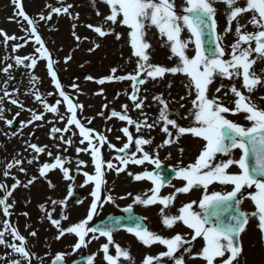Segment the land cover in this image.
I'll use <instances>...</instances> for the list:
<instances>
[{
	"label": "rangeland",
	"instance_id": "rangeland-1",
	"mask_svg": "<svg viewBox=\"0 0 264 264\" xmlns=\"http://www.w3.org/2000/svg\"><path fill=\"white\" fill-rule=\"evenodd\" d=\"M46 1V0H45ZM64 3H58L59 7L71 5L68 13L55 14L52 13V8L57 6L45 5L44 0H22L24 12L36 21L37 31L44 40V46L51 53L54 61V70L57 72V78L64 91L72 98L73 102H78L83 105V110H78V118L88 127L93 128L97 132L104 134L108 138V143L102 149V156L105 161L111 160L114 164H118L115 159L122 153H117L116 148L123 147L127 143V137L122 129L128 127L127 121H121L118 117H112V111L123 112V106L127 105V115L136 122H144L154 124L160 123V126L154 129L155 142L151 144V150L154 157L158 156L162 165L171 168L174 172L180 167L194 163L203 150L205 141L202 138L194 137L192 134H184L178 142L165 144L168 139L166 133L163 132V122L159 120V112L163 105L155 99L161 96L168 103L170 118L176 119L182 127L195 126L193 116L190 113L193 110L192 101L195 99L196 93L191 85L190 79L184 74L168 73L164 78L152 80L146 79V83L138 85L139 95L141 98L146 97L142 109H137L130 99L133 91V82L129 80L106 82L101 85L98 80L111 75L113 68L117 69L116 75H127L134 73L137 68V58L133 55V49L130 44L129 32L130 29L119 23L112 24L106 21V17L110 15V6L104 0H63ZM178 13L183 12L186 7V0H175ZM217 9L216 24L217 34L221 37V44L225 50V59H230L232 51L231 46L238 40V35L235 31L237 23L243 26L242 33H253L258 31L253 24L249 23L252 19V13H243L237 20L232 21L231 31H227L228 25V8L220 0L214 5ZM239 6H245V0H240ZM17 6L13 4V0H0V30L7 33L9 36H16L17 40H9L5 42L3 35H0V97L3 101L0 102V107L4 109L3 115L7 120H13L17 123L16 127H12L5 123L4 119H0V162L6 161L3 165L4 172L12 177V180H5L6 190L12 191V196L8 199V203L13 205L9 209L11 215L6 216L3 212V206H0V225L5 222L15 224L20 228V234L25 237V243L29 252L32 254L31 264H47L49 262V252L46 251L47 235H53V240L59 234V230L48 219L47 214L51 213L52 218L60 219L62 215H67V220L61 221V226L67 228L81 221L83 213L86 214L87 202L90 200L91 192L94 190V185L85 183L86 177L83 173L86 171L89 174L94 172V164L90 153L77 152V148L86 147L87 144H81L79 129L71 126L69 132L56 133L53 138L51 129L53 127L65 128L66 121L69 117L67 105L63 103V97L59 95V89L56 88L50 71L47 68V60L42 58L41 54L36 51L40 47L35 42L34 35L30 34V26L22 18L16 16ZM99 12V15H97ZM51 13L50 20H40L41 14L48 16ZM88 25H93L89 28ZM102 26L104 30L110 32L104 37L99 36L94 31V27ZM117 34L120 38L117 39ZM23 37V39H19ZM76 37H79L77 40ZM182 37L185 40L191 39V33L185 29L182 32ZM146 40L151 44L150 62L153 64L172 67L178 62L176 57L169 59L171 50L166 37H162L155 26L151 24L146 28ZM22 45L21 47H14ZM99 45V47H96ZM255 47V43L252 44ZM248 47V45H242ZM90 49H93L90 51ZM187 54L195 55V45L189 43ZM35 57L37 64L34 68L28 67L31 63L30 59H24L22 64H17L16 58ZM71 56L70 60L66 58ZM256 59V54L251 57ZM11 65L8 72L3 69ZM253 71L257 75L264 78V59H257V63L253 66ZM91 76L93 79L89 80ZM35 78V79H34ZM78 85V88H73L72 85ZM223 85V87H221ZM235 85L237 89L242 91L246 96L251 97V101L259 108L264 109V86L257 88L249 93L243 87L242 77H234L233 79L217 77L213 83L209 85V98L216 97L226 107L234 108V101L237 99L231 92V87ZM220 88V92L216 89ZM7 91L10 96H5ZM41 95V100L35 98L36 93ZM183 98V99H182ZM16 99L19 103L12 104L11 100ZM57 101L60 104L57 105ZM45 103L59 108L58 113L48 112L45 108ZM20 105H23L21 107ZM183 105V107L181 106ZM19 113L17 116L16 114ZM43 114V120H33V114ZM227 118L243 125L244 127L251 126V122L247 121L245 113H237L235 115L228 113ZM64 119H60V117ZM91 120V124L87 121ZM32 121V123H27ZM26 124V126H25ZM75 128L78 132L75 131ZM147 130V129H145ZM169 130L173 132L175 137L176 130L169 126ZM73 133H76L73 135ZM141 137L148 139L149 132H144ZM64 136L65 140L72 139L73 143L68 145L60 139ZM119 137V139H117ZM31 143L38 146H47V151H51L49 156L45 153H34L29 147ZM115 145V148L111 147ZM133 148V146H130ZM180 149H183L181 152ZM192 157L189 158V156ZM240 150L234 149L231 153V158H239ZM56 156H61L69 163L66 167L70 169L72 180L64 178L63 172L60 169H55L47 173L45 176L40 175V168L44 163L54 162ZM229 157L221 154L217 155L214 163H220ZM16 160L23 163L8 168L9 164H14ZM32 163H28V161ZM84 161L80 165V171H77V162ZM23 168L24 171L20 169ZM230 172H238V168L233 166L229 169ZM114 170H106L104 196L111 195L113 200L103 203L102 208H105V213L117 212L121 206L128 205L126 198L127 188L124 184L114 187L111 185L112 178L115 176ZM125 173L121 174L124 175ZM8 177V175H5ZM126 174L124 175V177ZM35 177L33 183L28 181ZM20 181V186L12 190L11 186L17 181ZM23 180L26 181L23 184ZM171 183V182H170ZM168 183V186L171 185ZM25 185H27L25 187ZM176 188V187H175ZM214 184L209 185L207 192L211 194L214 189ZM81 190L85 195L79 199L69 200V194L73 190ZM229 189L232 186L229 185ZM228 189V190H229ZM5 190V194H6ZM169 187L166 188V192ZM255 189L243 190V202L245 210L248 213L255 209L254 202L250 199L249 193ZM214 192V191H213ZM193 194V201L202 199L205 190L202 187H195L190 191ZM4 194V195H5ZM179 194V193H178ZM184 194H179L174 202L181 206L184 202L182 197ZM1 196L0 198H3ZM21 197V198H20ZM20 198V199H19ZM192 200V199H191ZM52 201H64L65 204H52ZM43 206V207H41ZM247 206V208H246ZM197 210L198 205H194ZM85 209V211H84ZM157 211L156 208H149ZM27 215H24V214ZM154 212L150 216V231L157 232L162 228L161 212ZM101 215V213H100ZM83 218V217H82ZM98 218H101L98 216ZM256 219L255 217L251 218ZM252 223V222H251ZM4 230V226L1 227ZM22 228L23 232L22 233ZM174 229H167L163 233V237L171 238L178 234L180 223L177 222ZM35 231L36 236H31L30 233ZM258 233H255L254 226H249L240 236V241L243 246V252L239 257V262L244 261L248 256L254 254L253 243L258 240ZM66 238L70 237L69 243L74 241V236L65 233ZM186 237V235H185ZM41 239V241H39ZM190 239V237H189ZM189 247V246H187ZM192 247V245H190ZM261 249L264 251V237L261 241ZM158 249L153 250L149 255L157 256ZM167 251L164 245V252ZM55 255L58 251H53ZM162 253V250H161ZM192 253V252H191ZM178 255H183L185 264L188 260H192V254H187L181 250ZM264 256V252L262 254ZM2 257V256H1ZM248 257V258H249ZM256 255L252 258L253 260ZM243 258V259H242ZM164 261H173L171 258H164ZM98 263V258L96 260ZM23 264V263H21ZM27 264V261L24 263ZM175 264V262H174ZM248 264V263H247Z\"/></svg>",
	"mask_w": 264,
	"mask_h": 264
},
{
	"label": "snow or ice",
	"instance_id": "snow-or-ice-1",
	"mask_svg": "<svg viewBox=\"0 0 264 264\" xmlns=\"http://www.w3.org/2000/svg\"><path fill=\"white\" fill-rule=\"evenodd\" d=\"M110 6V15L106 17V21L116 24L119 23L127 26L130 29L129 37L130 44L133 49V55L137 58V68L134 73L127 75H116L117 69L111 70V75L98 80V83L103 85L106 82L113 80L122 81L129 80L133 82V91L130 99L133 101L137 109H142L146 97L141 98L139 95L138 85L146 83V78L155 80L157 78H164L166 74H184L191 82L195 89V99L192 101L193 110L190 115L193 116L195 126L182 127L178 124L176 119L170 118L168 103L161 96L155 97L163 107L159 112V120L163 122V132L167 134L168 139L165 144H172L178 142L180 137L184 134H192L194 137L202 138L205 141L203 150L194 163L186 167H180L176 170V176L186 183L183 187L175 189V192L167 196L160 195L162 187L167 181L162 173L154 171H144L140 174H135L134 179L137 181L149 180L154 187L150 189L151 195L144 196L137 195L134 203L145 206L159 203L163 205L161 214L163 217V224L172 228L177 222L183 223L187 228L191 229L193 235L187 238L181 234H176L171 238H165L157 233L150 231L146 226H143L141 220L143 218L129 217V221L133 226L128 227L127 231L134 234L143 244L151 246L154 243L165 245L167 251L160 253L159 256H147L143 264H162V258H171L175 264H185L184 256L178 255L181 250L191 254V243L198 237H202L205 244L200 252L193 258H201L206 264H239V257L243 252V246L240 241L241 234L245 231L249 223L250 217L258 219V229L262 236H264V109L259 108L251 101L250 96H246L242 91L237 89L235 85L231 87V92L237 98L234 101L235 107L229 108L221 103L218 98L208 96L209 85H211L217 77L233 79L234 77H242L243 87L249 93L253 92L257 86H264V78L257 75L253 71V66L257 63V59H264V0H245V6H239L240 0H220L228 8V29L231 31L232 21L237 20L243 13L251 12L252 19L249 23L253 24L259 30L253 33H242L243 26L237 23L235 29L238 40L231 48L230 59H225V50L221 44V37L216 33V13L217 9L214 6L217 0H186V7L183 12L178 13L175 0H104ZM13 4L17 6L16 16L22 18L30 26V34L34 35L35 42L40 45L36 49L41 54L42 58L47 60V68L50 71L51 77L55 82L56 88L59 89V95L67 103V111L70 114L63 129L53 127L51 132L53 138L56 133L69 132L71 126L79 129L80 143L87 144L86 147L77 148V152H88L91 155L94 172L89 174L84 172L86 177L85 183L94 185V190L91 192L93 201L90 205L89 211L85 219L75 223L67 228L61 226L62 220H67V215H62L60 219L52 218V214L48 213V219L57 227L59 234L56 237L60 239L65 233L75 234L78 238L73 246V251L80 250L82 247H87L88 235L93 233L92 239H97L96 233L99 236L107 238V243L102 246L104 259L108 264H121V259L133 264L130 251L122 248L113 240V230L119 221H113L110 225H100L98 227H89V222L97 214L98 207L102 203L112 201L113 198L109 194L106 199L104 196L105 185L107 180L105 178L106 170H114L117 174L124 172L128 165H142L146 161L154 164L156 169H160L161 163L158 158H154L148 151H145L144 145H150L152 141L143 137L133 140V134L128 127L122 129L127 137V143L123 147L116 148L117 153H123L115 159L118 164H114L111 160L105 161L102 156L101 149L108 143L106 135L101 134L86 123H83L78 118V110H83V105L78 102L74 103L72 98L64 91L60 80L57 78V72L54 70V61L51 53L44 46V40L38 34L36 21L30 18L23 10L22 0H13ZM71 5L66 7L52 8V13L61 14L68 13ZM99 15V12H97ZM51 13L48 16L40 15V20H50ZM151 24L155 26L162 37H166L169 42L171 56L169 59L176 57L178 62L175 66L166 67L150 62L151 44L146 40V28ZM93 28V25H88ZM187 29L191 33V39L185 40L182 37V32ZM94 31L99 36L104 37L110 32L104 30L102 26L94 27ZM0 35H3L5 42L9 40H17L16 36H9L0 30ZM207 37V42L205 38ZM79 40V37H76ZM120 36L117 34V39ZM19 39H23L20 37ZM253 42L255 47L252 46ZM189 43L195 45V55L189 56L187 49ZM248 45V47H242ZM22 45H15L18 48ZM99 47V45H96ZM93 49H90L92 51ZM253 53L256 54V59L251 58ZM24 59H30L31 63L28 67L34 68L37 64V59L33 57H17V64H22ZM71 56L66 58L70 60ZM11 65L3 69L8 72ZM35 79V78H34ZM89 80L93 77L89 76ZM73 88H78V85L73 84ZM223 87V85H221ZM220 88L216 91L220 92ZM5 96L11 94L5 91ZM35 98L41 100V95L37 92ZM0 97V102L3 101ZM183 99V98H182ZM12 104H18L16 99L11 100ZM60 101H57V105ZM23 107V105H20ZM183 107V105H181ZM45 108L48 112L58 113L57 106H51L45 103ZM127 105L123 106V112L112 111V117H118L121 121H127L129 125H136L137 131L140 128L146 127L151 129L153 124L143 122V125L132 120L127 115ZM4 109L0 107V119H4L5 123L11 126L14 121L5 119L3 115ZM245 113L246 120L251 122V126L244 127L227 118L228 113L233 115L237 113ZM17 116L19 113L16 114ZM43 114H33V120H43ZM64 119V117H60ZM27 123H32L28 121ZM91 124V120L87 121ZM26 126V124H25ZM169 126L176 130L175 137L173 132L169 130ZM76 133H73L75 135ZM64 143L71 145L72 139L65 140L64 136H60ZM119 139V137L117 138ZM135 144V151L128 153V149L132 144ZM29 147L34 153L40 154L47 151V146H38L31 143ZM115 148V145H111ZM234 149L240 150L239 158H231V153ZM182 152L183 149H180ZM137 153H142V156H137ZM49 156L51 151H47ZM229 157L220 163H214L217 155ZM70 161L65 160L61 156H56L54 162L44 163L40 168V175L45 176L48 172L60 169L63 172L64 178L72 180L73 176L70 174V169L66 167V163ZM20 160H16L14 164H9L10 169L16 165L22 164ZM32 163V161H28ZM84 161L77 162V171H80V165ZM236 166L238 172H230L229 169ZM24 171L23 168L20 169ZM5 175H8L5 172ZM132 175V173H129ZM35 177L28 181L33 183ZM219 183L222 185H231L232 190L228 192L214 191L208 194L207 189L209 185ZM20 186V181L17 180L12 186L15 190ZM27 185H25L26 187ZM195 187H202L205 193L201 200L192 201L184 204L176 215H168L164 213V209L168 208L175 200L176 194L188 193ZM0 188H6L4 184H0ZM255 189L254 192L249 193L250 199L254 202L255 211L248 213L241 210V197L243 190ZM12 196V191H7L3 198H0V206H3V212L6 216L11 215L9 209L13 205L8 203L9 197ZM65 204L64 201H52V204ZM198 205L199 210L194 208ZM43 207V206H41ZM131 206L125 211H130ZM24 215H27L26 213ZM5 231L18 241H25V237L20 234L19 230L13 227L10 222H5ZM31 236H36V232L30 233ZM0 244H6L15 253H18L27 264H31L32 254L29 252L26 242L21 244L7 243L4 239V232H0ZM115 245L116 254H109L110 245ZM189 246V247H185ZM66 253H59L55 257L53 264H66ZM219 258V259H218ZM94 257L89 256L87 264H93ZM10 264H21L20 260L13 259Z\"/></svg>",
	"mask_w": 264,
	"mask_h": 264
},
{
	"label": "bare ground",
	"instance_id": "bare-ground-1",
	"mask_svg": "<svg viewBox=\"0 0 264 264\" xmlns=\"http://www.w3.org/2000/svg\"><path fill=\"white\" fill-rule=\"evenodd\" d=\"M58 3H64V1L63 0H46L45 1V5H49V6H57V7H59L57 5ZM5 162L6 161H4V160H2L0 162V184H3L4 181L7 180V179L12 180V177L11 176L9 177V174H8V177L5 176V172H4V168H3V165L5 164ZM22 183L25 184L26 181L23 180ZM4 185L6 186V184H4ZM5 190H6V188H0V197L4 196ZM9 199H10V197H9ZM22 233H24L23 232V228H22ZM39 241H41V239ZM10 259H12V260L13 259L20 260L21 263L24 262V259L18 253H13L11 250H6V249H1L0 248V264H4L5 262L7 263Z\"/></svg>",
	"mask_w": 264,
	"mask_h": 264
}]
</instances>
